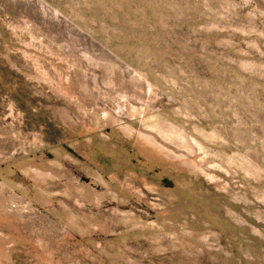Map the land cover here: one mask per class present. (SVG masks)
Here are the masks:
<instances>
[{
    "label": "rangeland",
    "instance_id": "1",
    "mask_svg": "<svg viewBox=\"0 0 264 264\" xmlns=\"http://www.w3.org/2000/svg\"><path fill=\"white\" fill-rule=\"evenodd\" d=\"M0 264H264V0H0Z\"/></svg>",
    "mask_w": 264,
    "mask_h": 264
}]
</instances>
